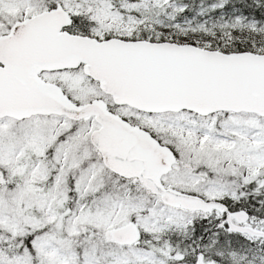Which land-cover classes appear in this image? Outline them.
<instances>
[{
	"label": "snow or ice",
	"instance_id": "snow-or-ice-1",
	"mask_svg": "<svg viewBox=\"0 0 264 264\" xmlns=\"http://www.w3.org/2000/svg\"><path fill=\"white\" fill-rule=\"evenodd\" d=\"M0 264H264V0H0Z\"/></svg>",
	"mask_w": 264,
	"mask_h": 264
}]
</instances>
